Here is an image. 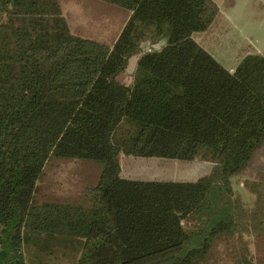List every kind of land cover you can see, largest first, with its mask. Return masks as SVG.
<instances>
[{
    "label": "trees",
    "instance_id": "16d2710c",
    "mask_svg": "<svg viewBox=\"0 0 264 264\" xmlns=\"http://www.w3.org/2000/svg\"><path fill=\"white\" fill-rule=\"evenodd\" d=\"M113 44L72 32L60 0H0V250L6 264H256L264 235V53L232 69L195 33L214 0H103ZM136 58L132 82L119 76ZM191 163L193 179L122 175L120 156ZM101 166L80 195L43 193L55 161ZM255 196L250 208L233 181Z\"/></svg>",
    "mask_w": 264,
    "mask_h": 264
},
{
    "label": "rangeland",
    "instance_id": "374dc122",
    "mask_svg": "<svg viewBox=\"0 0 264 264\" xmlns=\"http://www.w3.org/2000/svg\"><path fill=\"white\" fill-rule=\"evenodd\" d=\"M250 1L214 0L218 5L217 17L206 30L194 35L202 46L230 69L247 53H264V2ZM60 4L72 32L109 44L118 38L130 15L124 7L103 0H60ZM136 58L130 59L127 69L119 76L122 83L132 82ZM120 162L122 175L136 179L193 180L211 169V164L205 160L182 163L121 155ZM100 171L101 166L89 160L55 161L42 178L41 189L43 193L59 197L77 196L93 185ZM245 177L235 178L233 185L236 194L251 208L255 196L244 186ZM247 239L255 263L264 264V235H248ZM58 256L49 264H65L62 253ZM219 256L215 264H231L230 256L224 250Z\"/></svg>",
    "mask_w": 264,
    "mask_h": 264
},
{
    "label": "crops",
    "instance_id": "0c3cea01",
    "mask_svg": "<svg viewBox=\"0 0 264 264\" xmlns=\"http://www.w3.org/2000/svg\"><path fill=\"white\" fill-rule=\"evenodd\" d=\"M250 1V0H249ZM254 1H256V0H254ZM253 1V2H254ZM258 1H260V2H264V0H258ZM251 2V1H250ZM250 2H248V3H250ZM232 70H233V68H232ZM6 260H7V253L5 252V251H3V250H0V264H6ZM10 264H16L15 262H11ZM66 264V263H65ZM68 264V263H67Z\"/></svg>",
    "mask_w": 264,
    "mask_h": 264
}]
</instances>
